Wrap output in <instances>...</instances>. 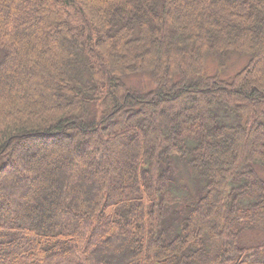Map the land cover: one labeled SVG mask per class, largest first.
Returning a JSON list of instances; mask_svg holds the SVG:
<instances>
[{
  "label": "trees",
  "instance_id": "16d2710c",
  "mask_svg": "<svg viewBox=\"0 0 264 264\" xmlns=\"http://www.w3.org/2000/svg\"><path fill=\"white\" fill-rule=\"evenodd\" d=\"M259 170L264 0H0V264H264Z\"/></svg>",
  "mask_w": 264,
  "mask_h": 264
},
{
  "label": "rangeland",
  "instance_id": "374dc122",
  "mask_svg": "<svg viewBox=\"0 0 264 264\" xmlns=\"http://www.w3.org/2000/svg\"><path fill=\"white\" fill-rule=\"evenodd\" d=\"M210 61L211 60H207V63H206V70H205L206 75H208V76L218 75L221 79H224V80L228 79L233 74H235L245 64L244 59L242 61L236 63V64H233V61L230 60V61L225 62L223 64V66L218 65V64H217L218 65L217 66L214 63H210ZM234 67H236L235 70H234ZM148 81H150V80H148L145 77H136V78H132L130 80V82H128V86L132 87L138 91H141V92H148L149 90L146 88V85L150 84V83H148ZM153 87H154V85H153ZM92 149H94V144L92 146ZM259 171H260V176L264 177V171L263 170H259Z\"/></svg>",
  "mask_w": 264,
  "mask_h": 264
}]
</instances>
